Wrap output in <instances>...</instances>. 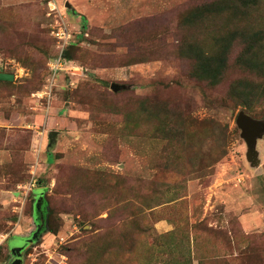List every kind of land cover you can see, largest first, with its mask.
Wrapping results in <instances>:
<instances>
[{
  "label": "rangeland",
  "instance_id": "rangeland-1",
  "mask_svg": "<svg viewBox=\"0 0 264 264\" xmlns=\"http://www.w3.org/2000/svg\"><path fill=\"white\" fill-rule=\"evenodd\" d=\"M212 1L0 0V264L36 213L26 262L264 264V137L251 162L236 124L264 116V43L242 58L230 40L217 79L202 68L264 12Z\"/></svg>",
  "mask_w": 264,
  "mask_h": 264
},
{
  "label": "trees",
  "instance_id": "trees-1",
  "mask_svg": "<svg viewBox=\"0 0 264 264\" xmlns=\"http://www.w3.org/2000/svg\"><path fill=\"white\" fill-rule=\"evenodd\" d=\"M210 6L214 8H210L211 12H215V14H229L232 15L233 18H238L242 16L243 22L246 21V19L250 16H257L261 15L264 12V0H213L212 2L209 3ZM86 27V25H85ZM262 25L257 24L255 27H248V28H241V29H236L235 31L231 32L228 37L224 39V41L227 43L223 55L219 57L217 61V66L212 67L211 63H207L205 65H202V68L204 69V73L208 76H206L203 73V78L208 79H217L219 75L222 73L223 65H224V60H225V53L229 49V41L234 40V42H238L239 39H241L243 42H246L245 50H244V55L242 58L249 57V56H255L258 58V53L256 48L257 46L260 47L264 43V30H262ZM235 42V43H236ZM65 58L70 57V48H68L64 54ZM259 59V58H258ZM258 59H252L250 60L251 62V68L252 70H256L258 72H263L264 71V63H261V60ZM242 64H245V62H242ZM3 73H0L2 75ZM7 75V74H6ZM10 79H5L0 77V82H6L9 81ZM264 88V87H263ZM264 92V89L262 90ZM262 92V93H263ZM244 107H249L250 106L244 104ZM251 116V115H250ZM253 117V116H251ZM256 119L262 118L264 120V116H259L256 115ZM260 119V120H262ZM45 218V217H44ZM44 230V229H43ZM47 232H50V230H47Z\"/></svg>",
  "mask_w": 264,
  "mask_h": 264
},
{
  "label": "water",
  "instance_id": "water-1",
  "mask_svg": "<svg viewBox=\"0 0 264 264\" xmlns=\"http://www.w3.org/2000/svg\"><path fill=\"white\" fill-rule=\"evenodd\" d=\"M67 6L71 8V5L67 3ZM0 77L5 79H12L10 75L2 74ZM125 86H120L118 84H112L111 89L114 92H118L120 90H123ZM236 124L241 130V137L246 142V145L248 147L247 157L248 160L251 162H255L258 158V151H257V145L258 141L264 137V120L256 119L248 115L246 112L241 111L236 119ZM56 136L55 132L51 134V137ZM39 210V201L36 206V211ZM37 220H39L38 213H36ZM40 226L37 230V232L34 234V238L28 242H24L20 247L12 248V253L14 255L12 264H22L23 262V250L28 246V243L30 245L32 242H36L41 235L43 229H44V222L39 223ZM29 245V246H30Z\"/></svg>",
  "mask_w": 264,
  "mask_h": 264
},
{
  "label": "built area",
  "instance_id": "built-area-1",
  "mask_svg": "<svg viewBox=\"0 0 264 264\" xmlns=\"http://www.w3.org/2000/svg\"><path fill=\"white\" fill-rule=\"evenodd\" d=\"M56 37H58L59 39L65 40V35L64 32L59 30L57 33H55ZM68 39V38H67ZM64 48V46H63ZM62 48V49H63ZM63 50L61 52V54L57 57V59H55L54 65L52 66V70H54L55 72L59 69H61L62 66V62H63ZM31 190V187H29L28 191ZM28 197V192L26 193L25 196V200H23V205L25 203V201L27 200ZM23 208V206H22ZM11 233H7V232H0V253L2 252V250H4L8 240L10 239ZM23 264H39L38 260L33 256V254L29 255V260L26 262V259L24 258Z\"/></svg>",
  "mask_w": 264,
  "mask_h": 264
},
{
  "label": "flooded vegetation",
  "instance_id": "flooded-vegetation-1",
  "mask_svg": "<svg viewBox=\"0 0 264 264\" xmlns=\"http://www.w3.org/2000/svg\"><path fill=\"white\" fill-rule=\"evenodd\" d=\"M39 204H40V202H39ZM38 216H39V215H38ZM39 220H40L41 223L44 222V217H43V216H39ZM40 222H39V223H40ZM5 264H8V262L5 261ZM10 264H12V259H11V261H10Z\"/></svg>",
  "mask_w": 264,
  "mask_h": 264
}]
</instances>
